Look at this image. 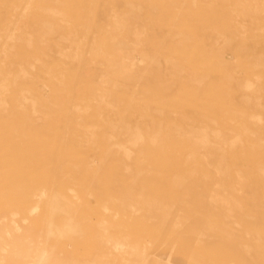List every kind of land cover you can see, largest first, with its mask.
<instances>
[{
  "label": "rangeland",
  "instance_id": "obj_1",
  "mask_svg": "<svg viewBox=\"0 0 264 264\" xmlns=\"http://www.w3.org/2000/svg\"><path fill=\"white\" fill-rule=\"evenodd\" d=\"M263 151L264 0H0V264H264Z\"/></svg>",
  "mask_w": 264,
  "mask_h": 264
},
{
  "label": "bare ground",
  "instance_id": "obj_2",
  "mask_svg": "<svg viewBox=\"0 0 264 264\" xmlns=\"http://www.w3.org/2000/svg\"><path fill=\"white\" fill-rule=\"evenodd\" d=\"M250 28H252V27H250ZM256 28V27H255ZM247 30H249L248 28H247ZM246 31V30H245ZM248 33V32H247ZM254 33V32H253ZM256 33H258V32H256ZM260 33V32H259ZM251 34H252V32H251ZM246 35V34H245ZM253 35V34H252ZM256 35V34H255ZM12 36V35H11ZM247 36V35H246ZM4 47V46H3ZM3 49V48H2ZM238 67V66H237ZM248 87V86H247ZM249 87H251V86H249ZM248 87V88H249ZM247 89V88H246ZM194 90V89H193ZM225 90V89H224ZM223 90V92L225 93V91ZM190 91H192V90H190ZM193 92V91H192ZM227 92V91H226ZM238 93H239V91H238ZM222 94V93H221ZM244 96V95H243ZM22 97V96H21ZM18 99V98H17ZM243 101V99L241 100V102ZM235 102V101H234ZM216 113H217V111H216ZM251 130V129H250ZM201 131V130H200ZM251 132V131H250ZM202 134V133H201ZM192 135V134H191ZM217 136V135H216ZM193 137V136H192ZM222 137V136H221ZM227 137V136H226ZM203 138V137H202ZM195 139V138H194ZM198 139V138H197ZM227 139H229V137L227 138ZM204 140V139H203ZM188 144V143H187ZM179 145V144H178ZM186 145V144H185ZM234 145V144H233ZM181 146V145H180ZM187 146V145H186ZM188 147V146H187ZM215 147H216V145H215ZM228 147V146H227ZM235 148V147H234ZM230 149V148H229ZM211 152V151H210ZM232 152V151H231ZM260 152V151H259ZM264 152V151H263ZM209 153V152H208ZM236 153V152H235ZM257 154V153H256ZM260 154V153H259ZM236 155V154H235ZM237 156V155H236ZM248 157V156H247ZM182 158H183V156H182ZM197 158V157H196ZM257 158H258V156H257ZM256 158V156H255V159H257ZM198 159V158H197ZM199 160V159H198ZM233 160V159H232ZM253 160V159H252ZM213 163H215V162H213ZM236 164V163H235ZM248 166H249V164H247ZM253 166V165H252ZM234 167H236V166H234ZM224 190H228V189H225L224 188Z\"/></svg>",
  "mask_w": 264,
  "mask_h": 264
}]
</instances>
